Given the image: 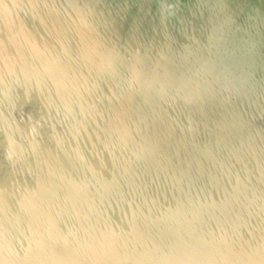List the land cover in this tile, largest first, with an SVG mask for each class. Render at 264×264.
Wrapping results in <instances>:
<instances>
[{"label": "rangeland", "instance_id": "1", "mask_svg": "<svg viewBox=\"0 0 264 264\" xmlns=\"http://www.w3.org/2000/svg\"><path fill=\"white\" fill-rule=\"evenodd\" d=\"M139 1L135 0L134 3L137 4ZM234 2V0H149V4L143 9L145 14L149 9H153L148 18L155 14L159 20L167 18L175 22L164 33L182 30L184 34L187 29L194 30L195 33L191 32L192 34L185 38L198 39L197 41L178 42L182 44L198 42V47L205 52L210 49L202 45H215L219 42L217 48L220 52H224L226 45L233 47L231 40H235L238 52L231 68H236L239 75L232 74V77L224 83L222 81L210 83L205 86L203 93L206 95L207 91H212L215 87L231 83L234 87L228 88L226 85L219 97H231V102L227 104L233 112L235 109L232 106H238L240 102L236 100L237 94H229L236 90H241L243 97L250 99L246 102V106L249 102V106L253 104L257 107L262 106L261 109L256 105L249 107L247 112L242 113L241 119H234L235 121L232 122L239 121L236 124L241 125H234L227 133L223 128L219 133L218 142L212 144V148L206 145L207 143L204 144L205 138L200 142L199 139L195 140L197 143L193 142L196 144L194 148L191 144H187L188 149L184 158L189 159V167L185 170L178 167V171L186 173L198 167L202 161L205 163L209 161L210 170L225 168L230 173L227 175L232 177L242 170L237 166L246 161L247 154L243 147L248 144L247 142L235 149L238 146L233 145L232 140L241 136L257 140L252 129L258 127V130L261 128L260 131H264V117H262L264 115L259 113L264 108L261 105L264 103V67L261 70L259 67L255 71V79L251 80L248 78L246 66V62L250 59L248 55L258 52L255 39L250 40L245 37L234 39L213 30L214 25L220 23L219 15L227 12ZM215 3L218 4L216 7ZM65 21L67 26L62 27L59 32L62 35L69 33L76 24L70 16ZM152 24L149 22L150 26ZM95 25L99 26L96 29L99 32L102 28L101 24L98 22ZM136 32V28L129 31L133 36ZM145 34H150V31H146ZM167 41L165 39L158 42L159 47L156 44V48L154 45L151 47L147 45L148 54L162 55L160 52L166 48ZM261 52L264 53V46L257 53L256 58ZM109 53L92 59L95 67L103 72L99 82L102 86V94L107 93L110 97L114 96V93L117 96L118 89L127 84L129 74L134 75L131 81L138 80L136 82L138 86L146 85V88L152 89L158 84H150L153 81L154 71L157 70L154 65L146 67L136 62L140 70L128 69L125 70L128 71L126 73L120 70L122 59L112 55L114 58L110 60ZM78 54L80 53L73 56L75 59L72 58L74 63H71L73 61L70 63L78 68L84 66L86 68L89 65L88 60L81 58L84 54L81 56ZM186 56L191 58L193 55L186 54ZM199 57L196 56V59ZM198 60L209 62L205 58ZM75 61L79 62V66ZM107 62L111 67L106 65ZM170 65L173 63L162 68ZM62 66L69 68L68 74H70L69 78H64L65 81L61 86L67 95L62 106L69 107L66 110L65 120L46 110L32 96L31 91H22L17 96L12 95L0 101V116H11L16 122L15 131L17 130L9 135L0 127V135L9 136L14 145L32 140L40 143L32 141L36 148L20 160L5 163L1 159H7V156H2L0 159V259L11 254L10 248L22 242L20 244L27 245L32 264H253L257 259V263L259 260L262 261L263 258L260 256L261 251L264 250V174L262 172H256L245 181L228 178V183L236 186L234 190L233 187L231 190H222L216 186L208 188L203 184V191H199L189 185L191 179L182 186L183 193L179 196L180 201H188L189 205L177 214L172 208L171 201L163 202L161 199L154 204L150 197L146 202H142L144 201L142 197L134 201L147 206L143 212L136 211L138 204H132L133 207L129 208L130 203L125 199H119L114 204L97 202L95 190L99 191L100 187L104 194L116 193L120 190L130 191L132 186H135L134 183L140 179V175L133 170V165L126 169L121 162V155L127 149L118 146L122 139L124 141L119 131L127 127L126 122L133 121L141 111L147 109L146 111L149 112L148 107H152L153 104L150 102L147 108L145 105L147 106L152 98L148 93H136L138 96L136 99L133 95L125 99L124 105L120 106L124 110L112 109L114 115L126 114L122 120L115 117L107 118L97 113L92 114L88 110L94 94L88 89L89 85L78 92L74 85L77 77V72L72 69L74 67L65 64ZM41 67H36L34 71L42 73ZM204 75L198 73L196 76ZM252 87L260 88V92L256 90L257 97L247 93L249 89H253ZM180 93L185 92L180 91ZM40 105H42L41 109ZM157 105L159 104L154 103V106ZM151 107L154 112L157 110ZM153 111L150 112L154 113ZM64 121H68L69 124ZM160 121L163 123L162 119ZM258 122H262L263 125ZM160 131L161 129H158V133ZM166 135L167 132L163 131L160 136ZM169 140L171 137L167 135L166 141ZM129 152L136 154L135 150ZM155 157L147 153L143 154L142 159L154 161ZM178 160L177 150L170 151V156H165L161 160V166L169 167L170 162L174 161L177 164ZM151 166H154L152 170H155L158 169L159 164L153 163ZM12 167H15V170ZM38 167L41 168L42 173L36 176ZM64 171L73 172L76 175V183H72V177L64 176ZM14 174H17L18 180L12 183L9 178ZM164 194L165 191L162 192V196ZM235 196L237 198H232ZM6 205L10 208L8 215L5 213ZM225 205L229 208V213L222 216L221 208L224 209ZM216 212L217 214L221 212L219 217L216 215L213 218L209 217ZM44 216L48 219L45 220ZM97 216H110L112 221L90 220ZM141 217L142 221L139 223ZM45 222L47 225L44 224ZM176 225H180V228L187 227L186 229H190L189 232L193 233L202 231L201 235H206L203 240L216 234V243L210 240L207 244L205 241L199 244L197 238L186 242L183 236H170L169 232ZM168 226H171L170 231L159 235L160 231ZM122 231L131 233V239L125 242L126 237L122 236ZM114 234L118 235L116 241L112 239ZM153 236L156 238L161 236L164 240L150 239ZM248 237H254V240L248 241ZM64 255L67 256L66 259ZM17 259H14L18 261L17 264H23L22 259Z\"/></svg>", "mask_w": 264, "mask_h": 264}, {"label": "bare ground", "instance_id": "2", "mask_svg": "<svg viewBox=\"0 0 264 264\" xmlns=\"http://www.w3.org/2000/svg\"><path fill=\"white\" fill-rule=\"evenodd\" d=\"M134 1L0 0V101L12 95L17 96L22 91H31L32 96L46 110L52 111L60 119L65 120L67 116L66 110L69 107L62 106L67 99V95L63 92L61 86L65 81L64 78H69L70 74H68L69 68H63L62 64L74 67L72 68L73 71L77 72L74 85L78 92L89 85L88 89L94 94L91 107L88 110L92 114L97 113L107 118L115 117L118 120H122L126 117V114L114 115L112 109H122L120 106L124 105V100L132 95L136 99L138 97L136 93L150 94L152 99L145 107L147 108L151 102L150 104H153L152 107L157 108V110L154 112L149 105V110L154 113L146 111L147 109L141 111L133 121L129 122L128 120L126 122V125L128 124L127 127L123 130L121 128L119 131L120 137H123L124 141L122 139V142L120 141L121 144L118 146H124L127 149L121 155V162L126 169L133 165V170L140 175V179L134 183L135 186H132L130 191L120 190L116 193L104 194L100 187L99 191L95 190L97 194L95 200L100 202V204L105 202L114 204L119 199H125L130 203L129 208H131L133 207L132 204H138V202H134L138 197L144 198L142 202H146V199L150 197L154 204H157L162 199L163 202L171 201L172 208L177 214L189 205L188 201H180L179 196L183 193L182 186L191 179L189 185L199 191H203V184L208 188L216 186L222 190H231V187H233L232 190H234L236 186L228 183V178L245 181L256 172L264 174V131H260L261 128L258 130V127L252 129L255 133L252 134L257 136V140H250L251 138L247 136L232 140L233 145L238 146L235 149L248 142L243 147L247 154V159L242 165L237 166V168L242 170L235 173L236 175L228 176L227 173H230L225 168L215 171L210 170L209 161L206 163L202 161L200 165L198 164V167L193 168L192 171H186V173L178 171V167L184 168V170L189 167V159L184 158L188 149L187 144H191L194 148L196 146L193 143L195 140L199 139L198 142H200L201 139L204 140L205 138L206 141L202 140L204 144L215 145L223 128H225L224 132L227 133L234 125H241L236 124L239 121L236 123L232 122L236 119H241L242 113L247 112L249 107H255L256 104L249 106L250 102L246 106V102L250 101V99L243 97L241 90H236L229 94H237L236 100L240 102L238 106L231 105L235 109L233 112L227 104L231 102V97H219L226 85L228 88L234 87L231 83L215 87L212 91H207L206 95L203 90L210 83L218 81L224 83L229 77H232V74L239 75V71L236 68H231L232 62L237 59L236 52L238 51L236 50L235 40L230 38L245 37L250 40L255 39L256 49L258 52L261 51L264 46L262 44L264 43V13H262L264 11V0H234L235 2L231 5V8L219 15L220 19L218 22L220 23L214 25V32L230 36L229 39L233 42V47L226 45L224 52L218 50L217 45L219 42L215 45H202L210 49L208 52L201 50L198 47V42L195 44L178 42L187 41L191 43L198 39L185 38L191 35V32H194L192 29L185 30L184 34L182 30L164 33L175 22L167 18H160L159 20L155 14L148 18L153 9H149L146 14L143 9L147 7L149 0H140L137 4ZM217 5L215 3V7ZM69 16L76 23L75 27L71 28L69 33L62 35L59 33L60 29L67 26L65 20ZM98 22L102 26L99 32L96 30L99 26L95 25ZM149 22L153 24L150 26ZM133 28L137 30L134 33L135 36L129 33ZM146 31H150V34H145ZM210 37H213V35H210ZM165 39L168 41L165 43L166 48L160 52L162 55L150 56L147 52V45L150 47L154 45L155 47L158 42ZM258 52L250 53L248 55L250 59L246 62L247 75L251 80L256 77L255 71L259 67L260 70L264 67V53L261 52L259 57L256 58ZM77 53H80L78 54L80 56L84 54L81 58L83 59L84 57L89 63L86 68L85 66L84 68L80 67L82 70L71 64L74 63L73 59L75 58L73 56L77 55ZM108 53L111 55L110 60L114 58L112 55H116L115 58L122 59L120 70L123 71L128 69L139 71L140 67H137L136 62L146 67L154 65L157 70L154 71L153 81L150 84H158L152 89L146 88V85L138 86L136 83L138 80L131 81L134 75L129 74L127 75V84L125 87L118 89L117 96L114 93V96L110 97L107 93L102 94V86L99 82L103 72L95 67L92 59L98 55ZM186 54L193 56L189 58ZM196 56H200L198 59L205 58L211 64L208 65L209 62L206 63L204 60L196 59ZM76 59L79 60L78 58ZM85 62L87 63V61ZM78 63L75 61L76 65ZM170 63H173V65L162 68ZM106 65L111 67L109 62ZM40 66H42V73L35 72V68ZM125 72L127 73L128 71ZM212 72H215V74L211 75ZM198 73H204L205 75L197 77ZM252 88L247 93L257 97L256 93L260 92V88ZM256 90L259 91L256 92ZM180 91L185 93H180ZM154 103L155 105L158 103L159 105L157 106L159 107L154 106ZM42 105L39 106L40 109ZM261 105L264 107V103ZM263 109L259 113L264 115ZM160 119L163 120V123ZM64 122L69 124L68 121ZM260 123L258 122V124ZM15 126L16 122L11 116H0V127L4 128L3 130L7 134H14L17 131H15ZM158 129H161L159 133ZM163 131L167 132L171 140L166 141L167 135L160 136ZM32 141L14 145L9 136L0 135V159L2 156L8 157L7 159H1V161L8 163L22 159L27 153L36 148L34 142L40 144L37 141ZM195 142L197 143V141ZM201 145L203 146V143ZM131 150H135L136 154H131L129 152ZM173 150H177L179 154L177 164L172 161L169 167L166 165L161 166V160L165 156L169 157L170 151ZM147 153L158 158L155 157L154 161H145L142 156ZM153 163L159 164L158 169L152 170L154 166L151 165ZM12 169L15 170V167H12ZM39 173H42L40 167H38L36 176ZM126 173H128V170H126ZM63 175L72 177V183H76V175L73 172L64 171ZM9 179L12 183L16 182L18 176L14 174ZM164 191L165 194L162 196ZM227 198L229 197L227 196ZM232 198H237V196ZM136 209L137 212H143L147 209V206L139 203ZM9 210L10 208L6 205L5 213L7 215ZM221 210L222 216L228 215L229 208L226 205ZM220 213L217 214L216 212L209 217L213 218L215 215L219 217ZM44 219L47 220L48 218L44 216ZM90 220L110 222L112 218L110 216H97ZM141 221L142 217L139 218L138 222L140 223ZM47 222L44 224L47 225ZM186 228H180V225H176L170 231L171 226H168L161 230L159 235L170 231V236H183L186 242L197 238L199 244L204 241L207 244L210 240L216 243V234L203 240L206 235H201L202 231L193 233ZM122 236L126 237L125 242L131 239V233L128 234L126 231H122ZM117 237L118 235L114 234L112 237L113 241H116ZM155 238L156 236H153L150 239L154 240ZM161 240H164L161 236L156 238V241ZM247 240L252 241L254 237H248ZM20 243L22 242L11 248L9 247L12 253L1 258L0 264H17L18 261H14L16 258H18L17 260L22 259L21 263L23 264L27 262L32 264L27 245ZM261 254V258L264 259L262 257L264 256V250L261 251ZM11 257L16 258L12 259ZM64 257L66 259L67 256L64 255ZM257 260L254 262L257 263ZM254 262L253 264H255ZM261 262L260 264H262Z\"/></svg>", "mask_w": 264, "mask_h": 264}]
</instances>
